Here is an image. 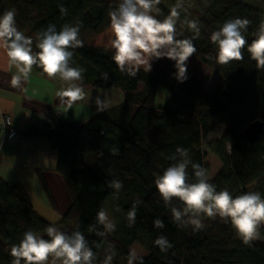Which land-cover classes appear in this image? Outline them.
Returning a JSON list of instances; mask_svg holds the SVG:
<instances>
[{
    "label": "trees",
    "instance_id": "trees-1",
    "mask_svg": "<svg viewBox=\"0 0 264 264\" xmlns=\"http://www.w3.org/2000/svg\"><path fill=\"white\" fill-rule=\"evenodd\" d=\"M60 5L67 9L66 15L61 14ZM117 6V0H0V15L15 9L18 29L33 38V50L39 51L36 35L49 24L59 31L64 24L75 26L79 22L81 39L84 33L104 32L110 26L108 13ZM158 7L161 14L157 18L162 20L170 8L162 0ZM199 16L200 35L194 40L197 52L193 56L221 74L211 93L203 91V83L189 70L188 79L178 82L173 76L174 61L168 58L166 66L158 61L151 72L141 69L131 77L118 69L112 50L83 42V47L73 50L72 62L73 67L85 69L82 85L95 90L118 89L124 94V104L97 113L82 124L48 116L23 131L16 128L23 141L46 138L56 152L53 171L64 183L70 205L54 224L69 234L81 231L97 255L96 264H102L106 255L98 254L103 246H114L112 264H117L121 257L133 255L130 246L135 242L147 250L143 264H264V226L260 229L263 239L252 246L244 245L231 224L219 217L205 218V228L196 232L190 226L178 227L171 207L165 205L154 183L174 163L168 157L177 147L187 149L192 162L206 168L199 141L221 126L224 135L209 148L221 168L210 182L217 191L227 189L233 197L248 191L264 196V126L253 143L242 138L247 124L256 120L264 123V69L256 68L247 48L243 60L219 64L215 59L217 46L210 40L211 33L224 22L239 17L251 21L245 33L251 43L264 12L242 0H213ZM193 35L189 30L179 38ZM33 70L43 73L35 66ZM139 84L142 88L138 90ZM159 86L169 97L164 105L155 107ZM91 152L97 154L96 163L87 168L84 159ZM188 171L190 182H195L191 166ZM39 179L49 204L57 211L40 173ZM113 179L123 182L118 194L108 186ZM111 196L117 201L121 223L114 232L100 237L96 230L103 229L96 221L97 212ZM136 202L135 223L129 226L127 213ZM172 205L183 207L175 198ZM157 218L163 221V229L154 227ZM50 224L34 211L19 181L7 182L0 177V264H11V246L19 244L25 231L38 234ZM161 234L173 245L166 253L154 243Z\"/></svg>",
    "mask_w": 264,
    "mask_h": 264
},
{
    "label": "clouds",
    "instance_id": "clouds-1",
    "mask_svg": "<svg viewBox=\"0 0 264 264\" xmlns=\"http://www.w3.org/2000/svg\"><path fill=\"white\" fill-rule=\"evenodd\" d=\"M160 4L161 0H120L108 13L111 29L108 46L114 50L112 60L122 73L135 77L141 69L151 72L153 61L168 58L174 61V78L183 83L188 79L187 62L197 52L194 40L200 35L199 22L187 20V27L194 35L181 39L177 22L183 0H177L162 20L157 18L161 14ZM59 8L62 15L67 14L63 5ZM16 15L15 9L0 15V49L7 56L9 70H16L11 76V86L22 89L35 66L49 79L62 82L55 95L61 105L72 109L73 104L87 95L82 87L85 69L72 66L73 50L83 47L80 23L64 24L59 31L54 24H49L37 33L35 47L39 51H34L33 38L18 29ZM250 23L247 18H232L211 33L210 40L217 46L215 59L219 64L243 60V50L247 48L256 68L264 69V19L251 43L245 36ZM103 78L107 79L108 74L104 73ZM168 159L174 163L158 175L154 183L165 205L171 207L173 221L178 227L190 226L196 232L205 228V218L215 220L219 217L231 224L244 245L252 246L260 239V229L264 226V196L260 192L248 191L233 197L227 189L217 191L207 169L193 163L188 150L182 147H177ZM189 166L195 182H190ZM108 186L118 194L123 182L113 179ZM174 198L182 202V208L172 205ZM137 204L134 203L127 213L129 226L135 223ZM96 221L103 229L96 230V235L105 237L115 231L116 225L104 208L97 212ZM153 225L158 229L165 227L159 218ZM44 231L47 238L31 229L25 231L19 244L11 246V264H96L97 255L81 231L69 234L55 224ZM154 243L164 253L173 247L162 234ZM106 252L102 264H112L116 255L114 246L109 244ZM129 264H143V258L130 255Z\"/></svg>",
    "mask_w": 264,
    "mask_h": 264
},
{
    "label": "crops",
    "instance_id": "crops-1",
    "mask_svg": "<svg viewBox=\"0 0 264 264\" xmlns=\"http://www.w3.org/2000/svg\"><path fill=\"white\" fill-rule=\"evenodd\" d=\"M15 71L14 68L9 70L8 60L0 65V120L3 114L8 115L13 126L20 131L48 116L82 124L97 113L124 104V94L118 89L95 90L82 85L87 94L85 99L68 110L55 95L62 87L61 81L49 79L45 73L38 74L33 70L23 88L17 89L10 84ZM55 164L56 152L50 149L46 138H26L23 143L16 140L0 142V177L7 182L19 181L39 215L41 213L35 203L43 207L50 205L39 173L58 214L64 212L59 203L67 205L70 200L59 174L53 171Z\"/></svg>",
    "mask_w": 264,
    "mask_h": 264
},
{
    "label": "rangeland",
    "instance_id": "rangeland-1",
    "mask_svg": "<svg viewBox=\"0 0 264 264\" xmlns=\"http://www.w3.org/2000/svg\"><path fill=\"white\" fill-rule=\"evenodd\" d=\"M213 0H183V7L179 10L180 11V17L177 22V30L178 32L185 34L189 32V28L187 27L186 21L187 20H197L199 22V14L203 13V11L209 6V3ZM246 4L250 6H254L258 8L262 13L264 12V0H242ZM162 2L165 4V6L171 8L174 6L177 2V0H162ZM117 3H120V0H117ZM111 36V29L110 26L104 29V32L102 33H84L82 34L81 40L84 43H87L92 48H98V49H106V50H112L110 46H108V40ZM7 56L3 49H0V65H4L7 62ZM160 61L163 66H166L168 64L167 58H161L159 60H155L152 62V65L155 62ZM187 70L190 71L197 79L201 80L203 83V91L207 94L212 92L213 87L220 81L221 74L217 72L216 69L213 67H209L204 65L202 62H200L199 59L192 56L189 58L187 62ZM142 88V85L139 84L138 90ZM169 97V93L166 92L161 86L157 88L156 90V96L154 100L155 107H160L165 104L167 98ZM224 128L221 126H217L215 130L208 134L204 135L199 141L200 147L203 151L204 160L203 164L206 166V169L208 171V174L210 176V180H212L215 177V174L218 170H220L221 165L218 160V158L212 154L209 150L211 143L215 142V140L220 139L224 135ZM96 157L97 154L95 152L89 153L85 157V167L89 168L93 166L96 163ZM35 196V194H34ZM104 209L107 211L109 218L115 223L116 226H118L121 222V218L119 217L120 211L117 206V201L112 196L108 197L105 201ZM59 207L61 211H66L67 208L70 205V200L67 205L59 203ZM36 209L43 215L44 219L51 224H54L59 221L61 218V213L58 214L55 210L52 209L50 205L48 206H42L41 204H36ZM38 235L46 236V232H40ZM263 238L260 237V240ZM108 246H103L99 251L98 254H107L106 249ZM131 254L136 255L137 257H146L147 250L138 242H135L130 246ZM117 264H129V258L127 257H121Z\"/></svg>",
    "mask_w": 264,
    "mask_h": 264
},
{
    "label": "built area",
    "instance_id": "built-area-1",
    "mask_svg": "<svg viewBox=\"0 0 264 264\" xmlns=\"http://www.w3.org/2000/svg\"><path fill=\"white\" fill-rule=\"evenodd\" d=\"M1 123H0V142L4 141H13L16 140L20 143H23V140L21 139L19 135V131L13 126L11 118L3 114L1 116Z\"/></svg>",
    "mask_w": 264,
    "mask_h": 264
},
{
    "label": "water",
    "instance_id": "water-1",
    "mask_svg": "<svg viewBox=\"0 0 264 264\" xmlns=\"http://www.w3.org/2000/svg\"><path fill=\"white\" fill-rule=\"evenodd\" d=\"M112 52L114 50L112 49ZM264 123L261 120L252 121L242 130V138L247 142L253 143L263 132Z\"/></svg>",
    "mask_w": 264,
    "mask_h": 264
}]
</instances>
